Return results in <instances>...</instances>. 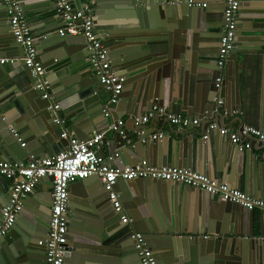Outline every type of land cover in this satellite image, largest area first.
Returning a JSON list of instances; mask_svg holds the SVG:
<instances>
[{
  "label": "water",
  "instance_id": "obj_1",
  "mask_svg": "<svg viewBox=\"0 0 264 264\" xmlns=\"http://www.w3.org/2000/svg\"><path fill=\"white\" fill-rule=\"evenodd\" d=\"M26 1L22 0L20 5L31 20L37 14L41 22L35 29L36 46L54 86L53 92L60 88L56 93L64 96L61 105L65 120L73 124L71 130L80 140H88L100 125L106 107L101 94L104 87L90 64L86 40L60 35L61 28L54 20L58 13L55 7L51 8L56 0ZM70 2L78 10L89 5L95 16L104 18L105 26L110 27L101 34L105 36L104 45H113L107 49L114 68L127 77L120 104H126L128 115L142 116L143 110L150 111L158 104L176 115L203 119L201 127H190L172 138L152 139L154 130L128 136L116 134L114 160L126 164L125 160L132 158L130 166L146 162L148 166H178L197 172L205 168L210 173L209 164L204 166L207 149L216 158L223 180L229 176L237 186L244 183L246 190L264 198V154H252L255 157L252 158L250 151L225 140L215 146L210 144L211 148L203 140L210 122L221 125L224 121L218 99L225 89L232 88L236 106L241 107L242 101L239 76L225 74L223 88H217L222 74L217 62L225 0ZM191 2L206 7H195ZM255 2H242L236 49L226 71L237 69L239 56L249 54V49H244L246 43L264 42V0ZM116 26L130 28L118 31ZM0 58H16L21 66L25 65L24 49L12 35L2 0ZM11 71L10 63L0 64V106L9 112L0 115V160L8 161L9 155L16 162L31 161L28 153L33 146L40 147L33 160L45 159L46 143L53 149L55 145L61 150L62 145L67 147L69 142L57 134L59 126L49 110L50 101L35 89L32 72L27 73L29 83L22 80L20 87L14 84L17 78ZM232 111L227 107V118ZM121 115L119 111L114 119L118 121ZM13 131L22 141L27 138L30 147H22ZM98 180L95 177L80 181L76 184L80 189L70 193L65 264H142L132 239L136 232L144 234L160 264H264V213L259 216L179 183L119 180L116 190L124 213L133 220L132 224L123 225V214L116 213L103 186H92ZM53 181V178L40 181L14 228L0 239V264H46L45 251L38 244L48 234L52 203L36 194L46 183L51 195ZM192 192H198L197 199L192 198ZM10 196V185L0 177V220Z\"/></svg>",
  "mask_w": 264,
  "mask_h": 264
},
{
  "label": "built area",
  "instance_id": "obj_2",
  "mask_svg": "<svg viewBox=\"0 0 264 264\" xmlns=\"http://www.w3.org/2000/svg\"><path fill=\"white\" fill-rule=\"evenodd\" d=\"M6 8L12 35L16 42L24 49L25 66L30 69L36 79L35 89L43 93V99L50 101L49 110L55 115V124L64 128L61 138L69 142L66 149L59 154L31 161H2L0 160V177L11 182L10 200L3 210L0 220V239L5 237L14 228L18 218L24 210L28 198L34 193L41 180L53 178L52 182V209L48 224V234L38 244L43 248L46 264H65L68 252L69 214H70V187L80 181L97 177L104 190L108 193L110 202L116 213H122L123 225H130L133 220L124 213L120 195L116 190L119 180L136 181L150 179L163 182L179 183L199 191L215 195L225 202L241 206L248 212L264 213V200L257 199L246 192L235 189L227 183L211 179L207 175L197 173L181 167H150L144 164L120 169L112 165L114 156L107 157L103 154L105 145L113 143L107 141L106 133L125 135L126 122L118 120L109 124L105 131H94L88 140H80L72 131L66 128L67 122L60 115L61 103L53 92L52 82L48 79L32 27L27 20L25 12L18 0H2ZM243 0H226L224 8V28L220 39L218 53V70L222 73L217 80V88H223L224 73L230 56L236 49L240 26V12ZM192 6L206 7V4ZM56 10L62 23L61 36L84 37L90 51V64L97 74L104 90L108 93L109 105L104 109L108 118L111 116L109 106L120 102V97L125 90L127 77L119 73L112 64L109 51L104 45V39L96 28L93 8L87 5L83 10L76 9L70 0H56ZM13 60L0 59L1 65H6ZM15 62V61H14ZM219 106L224 105V100L219 97ZM0 106V115H2ZM167 120L174 127L183 131L190 127H201L203 119L176 115L166 107L155 105L146 114L135 117L133 124L136 131L142 134L144 127L151 121ZM218 133L221 137L229 139L233 145L241 149L252 148L254 139L264 146V132L256 127L245 126L238 131H231L220 126L218 122H210L205 134L209 140L212 134ZM20 140V135L13 131ZM165 133L153 135L152 139H163ZM26 143L22 144L25 147ZM194 238V237H191ZM208 238V237H206ZM133 242L142 264H160L155 252L150 247L144 234L134 233Z\"/></svg>",
  "mask_w": 264,
  "mask_h": 264
},
{
  "label": "crops",
  "instance_id": "obj_3",
  "mask_svg": "<svg viewBox=\"0 0 264 264\" xmlns=\"http://www.w3.org/2000/svg\"><path fill=\"white\" fill-rule=\"evenodd\" d=\"M21 1L22 0H19V3H21ZM23 1H26V0H23ZM255 1L256 0H251V3L255 4L256 3ZM51 5H53V6H51L52 10L54 9V7L56 9L55 3L52 2ZM23 10H24V8H23ZM24 12H25V15L27 17L28 22L30 23V25L32 27L33 33L36 37L37 32L35 29L37 26H39L41 24V22L38 21V19H37L38 15L37 14L34 15L33 18H35V19L31 20L27 11L24 10ZM221 16H222V14H221ZM54 20H57V27H60L62 29L63 27H62V23L60 22L59 16H57V18H54ZM95 23H96V28L99 31V33H103L106 29L110 30V27L105 26L106 22H105L104 18L102 19V18H98L97 16H95ZM129 28H130L129 26H116L115 27V29L118 31L128 30ZM101 35L103 36V39H105L104 38L105 36L103 34H101ZM253 35L259 36V33L258 34L253 33ZM256 44L255 43H250V44L246 43L245 45H247V46L244 49H249L248 50L249 54H242L239 56L240 64L238 65V67L236 66L237 69H235V67H233L231 69L229 68V69H227V71L225 70V73H224V79H225V74L233 75L235 78H236V75L239 76L240 77L241 90H242L241 107L236 106L234 101L232 100L233 99L232 88H227V89H225V92H223L222 99L224 100V105L221 106L220 112H221V115L224 116V121L222 122V124L220 126L227 128L231 131L236 132L245 126H251V127H256V128H258L264 132V42H260V43H256ZM111 46H113V45L106 46V48L111 47ZM0 59H8V60L12 59L13 60V62H10V65L12 68L11 75L13 77L17 78L15 80L14 84H16V83L20 84V87H21L23 83H20V82L22 80H26L29 83V80L27 78V73L30 71L29 68H27L25 65L21 66L19 60H17L16 58H11V59L0 58ZM115 69L118 70V68H115ZM122 72H119V73H122ZM124 74H126V73H124ZM47 77H48V75H47ZM52 86H53V84H52ZM54 91H55L56 99L60 103H62L64 100L63 94L56 93V91L57 92L60 91V88L56 87ZM101 94L105 98L104 105H105V107H107L109 105V99H108L109 95H108V93L105 92V90H103V92ZM120 103H121V101L116 105L109 106L111 109V116H109L107 119V117L104 114V116L102 118H100V120H99L100 125L96 127V131H105L109 124L116 121L114 119V115H117V113H119V111H120V113L122 115H121L119 120H124L126 122V128H125L126 136L133 134V133L136 134L137 131H136L135 126L133 124L134 118L132 117V115H128V112H125L126 111V104H124V103L120 104ZM227 107H229V108L231 107L233 110L231 115H230V118H227ZM1 109H2V115L3 116L9 115L7 108H4V106H2ZM147 112H148L147 110H143L142 115L146 114ZM60 115L63 118H65L63 110L60 112ZM183 115L185 116L186 114H183ZM197 118H200V117H197ZM106 120H107V122H106ZM212 122H216V121H212ZM72 126H73V124L67 123L66 128L69 129L70 131H72L71 130ZM144 130H154V132H155L154 135L159 134L160 132H163V133H165V136H168L169 138L175 137L176 134L181 131L177 127H174L173 125H171V123L168 122L166 119L161 121V122L153 120L144 127ZM63 131H64V128L59 126V130H58L57 134L59 135L60 138H61ZM203 131H204V128H203ZM106 135H107V141H111L113 143V145L112 144H111V146L105 145L103 147V154L106 155L107 157H110L111 154L114 155L115 146L117 144L115 143V139H114L115 135L114 134L106 133ZM203 140L208 142L207 144H208L209 148H211L210 144H212V146H215L214 144H220L224 140L229 142V144H232L229 141V139L221 137L218 133L212 134V136L209 140H205V139H203ZM18 141H20L21 143H26V148L30 147V141L27 138H25L24 141H22L21 139ZM83 141H85V140H83ZM251 141H252L253 145H252V148L248 150L251 153V157L255 158V157H253L254 154H255V156L263 155L264 154V146L260 142L254 140V139H251ZM46 146L48 149V157L47 158L53 157V156L57 155L59 152L66 149V146H64V145H62V150L57 148L58 145H55L56 149H53L47 143H46ZM39 150H40L39 146L31 147L30 151L28 153L30 155V159L33 160L34 155L35 156L38 155ZM252 154H253V156H252ZM26 159H28V158H26ZM133 160L134 159H132V158L129 160L126 159L125 160L126 164H124L121 162V160L117 159V160H114L112 162V165L116 166L118 168L124 169L125 167H129L131 165L130 161H133ZM8 161H13V159L9 155H8ZM140 164L148 165V164H146V162L145 163L140 162ZM208 164H209V168H210V173L206 172L205 168H204L203 172H197V171H195V172L203 174V175H207L211 179L217 180L221 183H227L231 187L238 189V190H241L243 192H246L249 195L253 196L254 198L264 200V198H260V197H258V195L256 196L255 194H252L250 191L246 190L244 183H243L242 187H239V186H237V184L235 182H232L230 180L229 176H227L225 178V180H223L221 177V173L217 170L216 158H213L211 153L209 155V151L207 149H205V151H204V166H207ZM149 166L150 167H159V166H156L154 164H151ZM160 167H167V166H160ZM174 167H178V166H174ZM186 169H188V168H186ZM226 169L229 170V167L227 166ZM189 170H191V169H189ZM7 182L9 185H11V182L9 180H7ZM92 184H93L92 186H95L97 184L100 185L101 182L98 180L96 182H93ZM40 188H41L40 191L37 194L36 193L35 194L38 197H45V198L49 199L52 203V196L48 193V186L46 185V183L43 184ZM78 189H80L79 185L73 184L70 187V193L72 192V190H78ZM190 194L192 195L193 199H197L198 192H192ZM41 201H42V199H41ZM31 207L34 209L33 205ZM138 211L140 212L139 209H138ZM256 214L260 216L259 211H256ZM29 216H31V213L29 214ZM24 221H25V223H28L26 220H24ZM192 237H194V235Z\"/></svg>",
  "mask_w": 264,
  "mask_h": 264
},
{
  "label": "flooded vegetation",
  "instance_id": "obj_4",
  "mask_svg": "<svg viewBox=\"0 0 264 264\" xmlns=\"http://www.w3.org/2000/svg\"><path fill=\"white\" fill-rule=\"evenodd\" d=\"M226 1V0H225ZM219 53V52H218Z\"/></svg>",
  "mask_w": 264,
  "mask_h": 264
}]
</instances>
